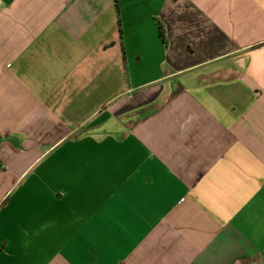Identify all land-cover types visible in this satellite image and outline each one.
<instances>
[{
	"label": "crops",
	"instance_id": "obj_1",
	"mask_svg": "<svg viewBox=\"0 0 264 264\" xmlns=\"http://www.w3.org/2000/svg\"><path fill=\"white\" fill-rule=\"evenodd\" d=\"M0 264H264V0H0Z\"/></svg>",
	"mask_w": 264,
	"mask_h": 264
},
{
	"label": "rangeland",
	"instance_id": "obj_2",
	"mask_svg": "<svg viewBox=\"0 0 264 264\" xmlns=\"http://www.w3.org/2000/svg\"><path fill=\"white\" fill-rule=\"evenodd\" d=\"M110 125H113L115 128H114V131H117V127L115 124H110Z\"/></svg>",
	"mask_w": 264,
	"mask_h": 264
},
{
	"label": "trees",
	"instance_id": "obj_3",
	"mask_svg": "<svg viewBox=\"0 0 264 264\" xmlns=\"http://www.w3.org/2000/svg\"><path fill=\"white\" fill-rule=\"evenodd\" d=\"M149 109V108H148ZM143 110H146V108H144ZM137 114V112H135Z\"/></svg>",
	"mask_w": 264,
	"mask_h": 264
}]
</instances>
